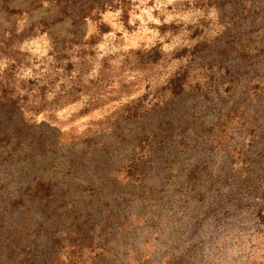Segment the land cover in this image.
I'll return each instance as SVG.
<instances>
[{"label": "rangeland", "instance_id": "1", "mask_svg": "<svg viewBox=\"0 0 264 264\" xmlns=\"http://www.w3.org/2000/svg\"><path fill=\"white\" fill-rule=\"evenodd\" d=\"M0 116L116 171L49 264H264V0H0Z\"/></svg>", "mask_w": 264, "mask_h": 264}, {"label": "trees", "instance_id": "2", "mask_svg": "<svg viewBox=\"0 0 264 264\" xmlns=\"http://www.w3.org/2000/svg\"><path fill=\"white\" fill-rule=\"evenodd\" d=\"M20 129L18 123L10 125L0 116V165L3 167L2 171L0 169V264H37L40 260L49 264L47 258L52 252V244H59L51 238L58 230L82 240L88 236H91L89 241L94 240L96 228L100 230L102 227L87 224V219L79 223L83 215L72 217L67 210L84 203L86 197L99 194L95 184L99 183L100 173L115 174L116 171L112 167L86 170L87 165L78 166L80 157L69 153L59 143L53 148L29 144V136L22 137ZM27 145H31L29 151ZM160 147L164 148L163 145ZM102 151L110 158V150ZM149 154L143 165L148 164L150 168L156 152L151 150ZM105 156L98 157L103 161ZM134 164H137L136 160L130 166ZM6 175L7 182H3ZM193 176L186 177L187 185ZM41 219L43 221L38 223ZM33 227L43 228L42 238L32 239Z\"/></svg>", "mask_w": 264, "mask_h": 264}]
</instances>
